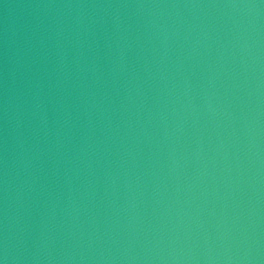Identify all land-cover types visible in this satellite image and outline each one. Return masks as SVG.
<instances>
[{
  "label": "water",
  "instance_id": "water-1",
  "mask_svg": "<svg viewBox=\"0 0 264 264\" xmlns=\"http://www.w3.org/2000/svg\"><path fill=\"white\" fill-rule=\"evenodd\" d=\"M4 264H264V0H0Z\"/></svg>",
  "mask_w": 264,
  "mask_h": 264
},
{
  "label": "clouds",
  "instance_id": "clouds-1",
  "mask_svg": "<svg viewBox=\"0 0 264 264\" xmlns=\"http://www.w3.org/2000/svg\"><path fill=\"white\" fill-rule=\"evenodd\" d=\"M0 264H4V261L0 260Z\"/></svg>",
  "mask_w": 264,
  "mask_h": 264
}]
</instances>
